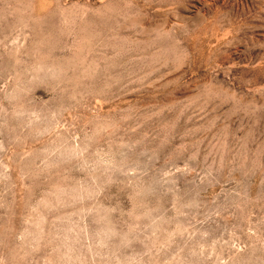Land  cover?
Listing matches in <instances>:
<instances>
[{"label":"rangeland","instance_id":"rangeland-1","mask_svg":"<svg viewBox=\"0 0 264 264\" xmlns=\"http://www.w3.org/2000/svg\"><path fill=\"white\" fill-rule=\"evenodd\" d=\"M0 264H264V0H0Z\"/></svg>","mask_w":264,"mask_h":264}]
</instances>
